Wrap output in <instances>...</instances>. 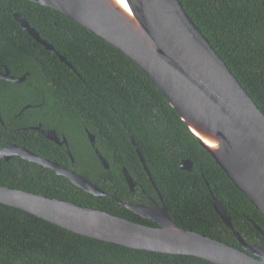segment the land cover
Instances as JSON below:
<instances>
[{"label":"trees","instance_id":"1","mask_svg":"<svg viewBox=\"0 0 264 264\" xmlns=\"http://www.w3.org/2000/svg\"><path fill=\"white\" fill-rule=\"evenodd\" d=\"M232 75L264 114V0H179ZM18 14L71 65H64L24 32ZM0 109L17 127L32 121H63L66 129L95 136L104 170L85 140L86 166L76 170L106 196L97 198L66 178L21 159L0 161V185L99 210L152 226L122 207L128 194L125 169L135 188L155 197L136 154L139 151L170 218L185 230L239 248L215 213L216 197L232 228L247 244L264 249V218L199 145L156 86L121 52L63 15L28 0H0ZM84 128V129H83ZM65 129V130H66ZM24 136V135H23ZM133 141V143H132ZM20 145L45 155L56 146L42 137ZM76 158V157H75ZM55 160V159H51ZM182 160L192 170L179 169ZM56 162H63L60 159ZM110 183V184H108ZM0 264H210L197 258L157 254L97 242L0 204Z\"/></svg>","mask_w":264,"mask_h":264},{"label":"water","instance_id":"2","mask_svg":"<svg viewBox=\"0 0 264 264\" xmlns=\"http://www.w3.org/2000/svg\"><path fill=\"white\" fill-rule=\"evenodd\" d=\"M49 8L105 41L127 57L156 86L199 145L264 218V114L194 25L179 0H28ZM122 1V0H120ZM26 34L60 62L71 65L18 14ZM7 69L0 79L20 83ZM94 146V140L89 137ZM133 143V141H132ZM134 144V143H133ZM104 168L107 162L95 149ZM139 161L158 194L160 206L125 205L150 227L108 213L0 185V204L28 213L72 234L136 251L187 256L210 264H264V249L246 244L232 228L221 202L211 205L232 231L239 248L180 228L169 216L162 196L139 151ZM13 156L39 164L65 177L82 191L106 196L78 174L59 168L24 148H0V161ZM182 160L179 169L192 170ZM125 181L135 183L123 169ZM250 224L264 238V233Z\"/></svg>","mask_w":264,"mask_h":264},{"label":"flooded vegetation","instance_id":"3","mask_svg":"<svg viewBox=\"0 0 264 264\" xmlns=\"http://www.w3.org/2000/svg\"><path fill=\"white\" fill-rule=\"evenodd\" d=\"M2 81H5V80H2ZM6 82H9V81H6ZM27 108H30V106H25L18 114H11V115L6 114L5 118L3 117V114L0 109V148H8L10 146L24 148L28 150L29 152L33 153L34 155L38 156L39 158L48 160L49 162L57 165L59 168L70 171V172H74L75 174H78L76 170H79L80 168L87 165L86 162L83 160L86 159V155H89V153H85V150L82 145L83 140L87 142L88 146L93 150V153L95 157L97 158L95 154V136L89 133L84 128L83 129L85 133V138H80V137H77L79 135L78 131L76 129H73V130L66 129V127L63 126L64 124L63 121H56L54 119L47 121L45 119L43 122H40V121L38 122V121H32V118L29 119L27 115L24 117L25 123L22 126L17 127L15 123L12 122V118L20 119V117L22 116L21 113H23V111ZM41 137L45 139L47 142H50L56 146L57 153L50 155L51 158H47L45 155L40 156L30 151L26 147L20 145L21 144L20 139L22 138H25L26 140L32 143L34 142V140H38ZM89 137L93 138L94 146L90 142ZM14 159L24 160L20 158L19 156H13L11 159H9L8 162ZM51 159H55V160L60 159V161H63V162L62 163L56 162L55 160H51ZM29 163L34 164L35 166H38V168H41L43 170H50V171H53V173H55V171L50 168H45L39 164L32 163V162H29ZM102 168L104 170H109V166L107 169L104 168L103 166ZM55 175L58 176L56 173ZM58 177H63V176H58ZM134 190L135 191H132L129 189L128 191L129 195H127L124 202L118 201L119 204L125 209H126L125 207L126 204L127 205H140V206H145L148 208H153L154 205L156 204L160 206L161 202L159 200L158 194L155 191H154L155 197H153L141 188L134 187ZM150 224L152 226H155L152 223ZM248 245H255V244H248Z\"/></svg>","mask_w":264,"mask_h":264},{"label":"bare ground","instance_id":"4","mask_svg":"<svg viewBox=\"0 0 264 264\" xmlns=\"http://www.w3.org/2000/svg\"><path fill=\"white\" fill-rule=\"evenodd\" d=\"M118 1L121 2V4H124V3H123V0H122V1L118 0Z\"/></svg>","mask_w":264,"mask_h":264}]
</instances>
